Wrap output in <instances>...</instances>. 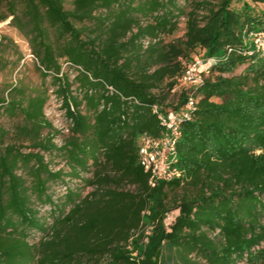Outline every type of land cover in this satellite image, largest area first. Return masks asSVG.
I'll list each match as a JSON object with an SVG mask.
<instances>
[{
  "label": "trees",
  "instance_id": "16d2710c",
  "mask_svg": "<svg viewBox=\"0 0 264 264\" xmlns=\"http://www.w3.org/2000/svg\"><path fill=\"white\" fill-rule=\"evenodd\" d=\"M249 1L263 11L245 0H196L187 12L177 0H71L69 9L66 0H0V22L26 36L70 121L57 147L53 134L42 136L52 128L45 88L27 93L16 82L10 99L0 95V116L21 115L11 142L0 124V264H264V53L251 41L264 31V0ZM181 13L182 36L163 40ZM201 55L214 62L188 88L182 76ZM189 98L195 108L176 143L182 174L150 186L138 137L158 136L157 113ZM54 150L67 175L90 187L82 195L65 186L64 208L49 193L64 176L44 160ZM45 204L46 217L38 208Z\"/></svg>",
  "mask_w": 264,
  "mask_h": 264
},
{
  "label": "rangeland",
  "instance_id": "374dc122",
  "mask_svg": "<svg viewBox=\"0 0 264 264\" xmlns=\"http://www.w3.org/2000/svg\"><path fill=\"white\" fill-rule=\"evenodd\" d=\"M196 0H177L176 5L183 12H187L191 9L192 4ZM209 2H216L217 0H208ZM251 6L256 7L258 10L263 11V5H253L249 0H245ZM241 4V1L238 5ZM66 8H71L72 3L71 0H66L65 2ZM3 8H0V13L3 12ZM204 13V10L201 9L199 14ZM185 25V15L181 13L177 17V25L173 33L165 34L161 37L165 41H169L175 38H179L182 36L184 32ZM0 36L1 45H0V95L4 93L3 96L8 99L11 98L10 95H6V91L8 89V85L17 83H22L25 86L27 93L32 92L39 88H45L47 90V101L44 106V115L47 120L51 123L52 128L44 129L42 132V136L48 135V133L53 134L52 142L59 147L63 144L64 140L69 135L70 121L66 118L65 109L62 105V100L60 96L56 94V84L52 80L51 77H46L42 79L40 72L36 69L37 60L31 54V48L27 41L26 36L20 32L18 28H16L13 24L9 23V19L6 21L0 22ZM147 42L144 41V44ZM199 58H203V56H199ZM206 66V65H205ZM203 66L202 68H204ZM244 66L238 67L232 74H239L243 70ZM62 70L68 75L69 80L73 81L74 76L76 74L75 70L64 63L62 65ZM232 74H224L232 75ZM77 84L73 83L71 89L73 94L76 96H80L81 92H78L76 88ZM175 95H170L168 97L167 102H175ZM80 109L84 111V105L81 104ZM21 120V115H16L14 117H9L6 114L0 116V124L9 131V133L4 137V140L8 143L12 141V129L16 122ZM261 149H256V153L261 152ZM44 160L48 162L49 167L54 170H62L63 177L62 180H55L49 183V193L52 195V199L59 205L63 206L62 201L64 199L63 193L65 192V186L70 187L72 190L76 192H80L82 195L86 194L90 187H86L82 178H77L73 176L67 175L69 172V166L66 163V159L63 155L54 150L52 152H44ZM90 167L88 171L80 172V177L87 178L90 176ZM123 188L125 189H133L129 184H124ZM50 205H38L39 214L42 216H47L49 213ZM69 205L65 206V211H67ZM177 210H172L167 213L164 217L163 223L166 228L170 226L173 222L174 217L177 215ZM39 233H33L29 237L30 242H34L39 237ZM240 264H244L241 262Z\"/></svg>",
  "mask_w": 264,
  "mask_h": 264
},
{
  "label": "built area",
  "instance_id": "2783aa9c",
  "mask_svg": "<svg viewBox=\"0 0 264 264\" xmlns=\"http://www.w3.org/2000/svg\"><path fill=\"white\" fill-rule=\"evenodd\" d=\"M251 41L254 51L264 53V31L252 34ZM213 62V58L195 56L182 76V84L189 88L201 83L203 74ZM203 66L205 67L202 68ZM195 103V99L189 98L179 110H170L165 113L158 112L157 118L162 128L161 133L158 136L142 134L138 137L137 162L148 175L150 186H155L160 180H171L182 174L176 165V143L181 134L182 118L189 117L188 111L195 108Z\"/></svg>",
  "mask_w": 264,
  "mask_h": 264
}]
</instances>
